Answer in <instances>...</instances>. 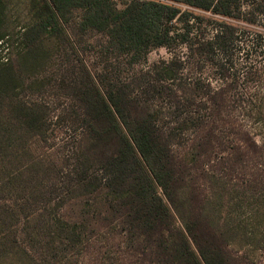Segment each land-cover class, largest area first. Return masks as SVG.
Listing matches in <instances>:
<instances>
[{"label":"trees","instance_id":"trees-1","mask_svg":"<svg viewBox=\"0 0 264 264\" xmlns=\"http://www.w3.org/2000/svg\"><path fill=\"white\" fill-rule=\"evenodd\" d=\"M179 4L264 18V0H0V264H249L250 245L264 251L238 223L264 216L243 205L264 203V140L223 160L250 177L230 186L203 148L214 132L180 150L199 108L222 120L227 94H197L177 57L136 69L176 43L228 59L233 29L193 41L198 16ZM263 112L264 92L250 114Z\"/></svg>","mask_w":264,"mask_h":264},{"label":"rangeland","instance_id":"rangeland-1","mask_svg":"<svg viewBox=\"0 0 264 264\" xmlns=\"http://www.w3.org/2000/svg\"><path fill=\"white\" fill-rule=\"evenodd\" d=\"M247 1L248 3L252 2V0ZM178 6L190 10L194 16H198V19L193 18L195 24L190 35L193 37V41L199 40L200 42V39L210 38L215 27L220 24H225L233 29L234 38L229 44L228 59L223 58L221 60V57L216 54L198 57L191 53L187 45L176 43L171 49L165 47L153 49L148 53L145 61L139 64L136 69L145 70L154 63L177 57L183 65V70L179 73V76L184 77L186 82H189V80L192 83L194 81L199 82L198 86L201 89L197 90V94L202 97L206 96L208 90L205 85L207 84L213 92L222 91L227 94V97L231 100L226 102L225 108L222 109V103L221 105L218 103V106H221V111L224 112L223 116L220 117L222 120L219 123L215 122L214 116L217 112L211 107L199 108L200 119L197 121V125L192 124L189 127L188 132L181 139L180 150L191 151L194 149L202 131L204 133L214 132L215 136L218 137L215 140L216 148L213 149L214 152L212 153V150L206 146L203 147L204 151L217 157L218 172L222 177L231 180L230 186H246L250 179L247 173L232 171V166L228 168L223 160L237 158L238 154L236 155V152L233 151V149H237V143H248L250 138H256L259 143L264 140V122H256L254 116L250 114L255 102L264 92V18L261 15H244L243 18L235 19L214 15L182 4ZM247 19H252L253 22ZM196 47L197 44L193 46V49ZM10 50L12 51V48ZM9 56L11 57L10 52L7 51L4 45H0V61L4 62L3 60L7 57L10 58ZM218 61H220V65H216ZM21 93L27 95V97L32 95L30 90L26 89H22ZM31 97L34 98L35 96ZM197 102L202 103L199 100ZM160 103L163 104L162 100L158 102L159 105ZM223 119L226 123H223ZM202 120L204 123L202 125L198 124ZM238 125L242 126V131H238L235 127ZM235 132L237 133L234 134ZM61 140L62 137L58 138L56 142L61 143ZM245 152L247 154L243 157L245 159L254 156V153L248 152V150ZM262 159L264 157H261L260 161ZM249 203L250 201L243 203L248 213L251 208H263L264 214V203L262 205H248ZM248 216L242 211L239 212V228L252 238L261 237L264 234V216L260 224ZM246 253L243 254L245 262L264 264V251L261 249H254L250 245V250Z\"/></svg>","mask_w":264,"mask_h":264},{"label":"built area","instance_id":"built-area-1","mask_svg":"<svg viewBox=\"0 0 264 264\" xmlns=\"http://www.w3.org/2000/svg\"><path fill=\"white\" fill-rule=\"evenodd\" d=\"M113 1H119V0H113Z\"/></svg>","mask_w":264,"mask_h":264}]
</instances>
